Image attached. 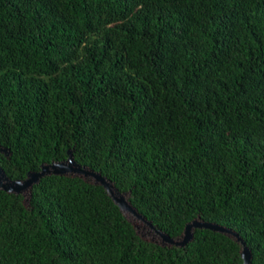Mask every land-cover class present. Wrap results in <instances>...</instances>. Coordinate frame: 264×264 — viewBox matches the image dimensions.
<instances>
[{
  "label": "trees",
  "instance_id": "16d2710c",
  "mask_svg": "<svg viewBox=\"0 0 264 264\" xmlns=\"http://www.w3.org/2000/svg\"><path fill=\"white\" fill-rule=\"evenodd\" d=\"M70 155L144 220L90 175L0 187V264H264V0H0L4 177ZM195 220L233 233L155 231Z\"/></svg>",
  "mask_w": 264,
  "mask_h": 264
},
{
  "label": "water",
  "instance_id": "95a60500",
  "mask_svg": "<svg viewBox=\"0 0 264 264\" xmlns=\"http://www.w3.org/2000/svg\"><path fill=\"white\" fill-rule=\"evenodd\" d=\"M50 172L52 173L76 172V173H81L84 175L92 176L93 178H95L97 181H99L101 184L105 186V188L108 190L113 200L122 209H125L131 212L132 214H134L135 216H137L138 218L144 220V218L140 214L137 213V211L124 199L122 195H118L115 193L111 185L102 175L76 164L74 160L72 159L71 155L69 156L67 162H55V163L43 165L40 171L29 173L28 177L24 179L23 181L17 180V181L9 182L4 177V173L0 168V187L7 191L20 192L28 188L33 182L37 181L41 176L45 175L46 173H50ZM147 223L150 227H153V225L150 222H147ZM193 227H204V228H209V229H213L216 231L233 233L232 230L226 227H223L221 225L210 223V222L196 221V220L191 223H188L185 226L183 237L180 240H174L173 238L163 233L159 229H155V231L161 236V238L164 241L168 243L175 244V245H184L192 238L191 229ZM235 236L238 239H240V237L237 234H235ZM250 256L251 254H250L248 247L245 246V244L243 243V249H242V257L244 260L243 264H249Z\"/></svg>",
  "mask_w": 264,
  "mask_h": 264
},
{
  "label": "rangeland",
  "instance_id": "374dc122",
  "mask_svg": "<svg viewBox=\"0 0 264 264\" xmlns=\"http://www.w3.org/2000/svg\"><path fill=\"white\" fill-rule=\"evenodd\" d=\"M137 223H138V222H137ZM139 230H140L141 232L144 231L142 227H140Z\"/></svg>",
  "mask_w": 264,
  "mask_h": 264
}]
</instances>
